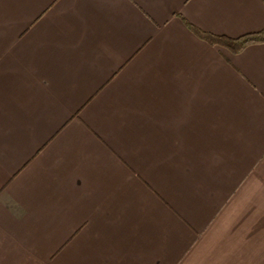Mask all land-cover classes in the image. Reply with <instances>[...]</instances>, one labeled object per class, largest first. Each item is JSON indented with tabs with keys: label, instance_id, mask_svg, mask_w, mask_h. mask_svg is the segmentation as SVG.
Masks as SVG:
<instances>
[{
	"label": "crops",
	"instance_id": "1",
	"mask_svg": "<svg viewBox=\"0 0 264 264\" xmlns=\"http://www.w3.org/2000/svg\"><path fill=\"white\" fill-rule=\"evenodd\" d=\"M264 0H0V264H264Z\"/></svg>",
	"mask_w": 264,
	"mask_h": 264
},
{
	"label": "trees",
	"instance_id": "2",
	"mask_svg": "<svg viewBox=\"0 0 264 264\" xmlns=\"http://www.w3.org/2000/svg\"><path fill=\"white\" fill-rule=\"evenodd\" d=\"M191 32L198 38L211 45H217L227 48L233 53H238L251 44L264 43V27L257 31L241 34L236 37H230L223 34H216L205 31L185 20Z\"/></svg>",
	"mask_w": 264,
	"mask_h": 264
}]
</instances>
